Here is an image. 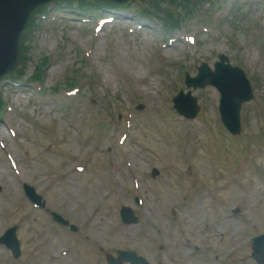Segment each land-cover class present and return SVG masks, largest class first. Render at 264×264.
Wrapping results in <instances>:
<instances>
[{
    "label": "rangeland",
    "instance_id": "obj_1",
    "mask_svg": "<svg viewBox=\"0 0 264 264\" xmlns=\"http://www.w3.org/2000/svg\"><path fill=\"white\" fill-rule=\"evenodd\" d=\"M127 5L40 6L19 39L18 63L0 78V238L16 226L20 254L0 245V264H106L117 250L152 262L160 242L187 264H255L249 241L264 233V0ZM218 55L243 70L254 94L237 137L220 122L214 88L184 85L201 64L213 70ZM179 90L196 99L192 120L173 109ZM122 207L137 225L120 221ZM185 242L201 256L188 259Z\"/></svg>",
    "mask_w": 264,
    "mask_h": 264
},
{
    "label": "water",
    "instance_id": "obj_2",
    "mask_svg": "<svg viewBox=\"0 0 264 264\" xmlns=\"http://www.w3.org/2000/svg\"><path fill=\"white\" fill-rule=\"evenodd\" d=\"M55 0H0V78L13 71L18 58V40L23 31L30 14L40 5ZM116 4H123L128 0H107ZM220 62L215 64V72L211 73L205 65L198 69V76L193 80H187V86L193 88H204L206 85L213 86L220 94L219 112L222 123L231 134L239 131V109L243 102L251 99V90L242 72L234 67H230L227 59L219 57ZM226 63V65H225ZM184 103H186L184 105ZM175 110L185 116L193 117L197 112L194 99H189L188 95L179 96L174 99ZM26 194L34 201L38 200L34 192L25 186ZM55 221L62 225L67 222L62 221L58 216L53 215ZM121 220L126 224L135 223L127 210L120 213ZM264 236L254 239L252 246V257L259 262L264 261ZM0 244L11 250L14 258L19 255V245L15 238L14 229L7 230L0 238ZM121 261L131 264H143L139 258H135L133 253L120 254ZM109 264H116L109 260Z\"/></svg>",
    "mask_w": 264,
    "mask_h": 264
},
{
    "label": "bare ground",
    "instance_id": "obj_3",
    "mask_svg": "<svg viewBox=\"0 0 264 264\" xmlns=\"http://www.w3.org/2000/svg\"><path fill=\"white\" fill-rule=\"evenodd\" d=\"M176 51H177V50H176ZM163 52H164V53H168L169 51L166 50V51H163ZM1 177H2V175H1Z\"/></svg>",
    "mask_w": 264,
    "mask_h": 264
}]
</instances>
